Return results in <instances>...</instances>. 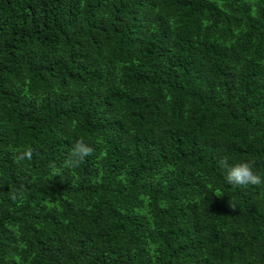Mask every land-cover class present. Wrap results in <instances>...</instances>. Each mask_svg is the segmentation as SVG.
<instances>
[{"label":"trees","instance_id":"16d2710c","mask_svg":"<svg viewBox=\"0 0 264 264\" xmlns=\"http://www.w3.org/2000/svg\"><path fill=\"white\" fill-rule=\"evenodd\" d=\"M225 159L264 178V0H0V264H264Z\"/></svg>","mask_w":264,"mask_h":264},{"label":"clouds","instance_id":"9594fccd","mask_svg":"<svg viewBox=\"0 0 264 264\" xmlns=\"http://www.w3.org/2000/svg\"><path fill=\"white\" fill-rule=\"evenodd\" d=\"M98 143L102 141H97ZM94 149L85 143L83 139L77 140L71 147L67 158L64 161V167L74 169L79 167L85 162L86 158L92 155ZM33 157V149L31 147L25 148L17 156L18 160H31ZM227 171L225 174V181L229 185L234 186H260L264 184V178L254 171L255 161H245L229 166L227 160L220 162ZM52 168L56 169L55 164L51 165ZM59 169H56V174H59ZM15 199V196L12 197ZM230 207H232L230 205Z\"/></svg>","mask_w":264,"mask_h":264}]
</instances>
